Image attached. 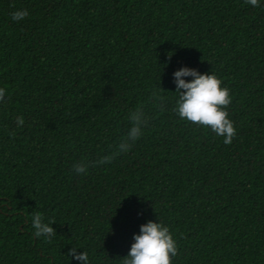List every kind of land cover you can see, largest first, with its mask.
<instances>
[{
  "label": "trees",
  "instance_id": "16d2710c",
  "mask_svg": "<svg viewBox=\"0 0 264 264\" xmlns=\"http://www.w3.org/2000/svg\"><path fill=\"white\" fill-rule=\"evenodd\" d=\"M182 67L230 90V145L172 112ZM0 88V264H81L72 247L123 264L148 221L169 227L172 264H264V0H0ZM154 88L166 110L146 106L132 149L75 174Z\"/></svg>",
  "mask_w": 264,
  "mask_h": 264
},
{
  "label": "clouds",
  "instance_id": "9594fccd",
  "mask_svg": "<svg viewBox=\"0 0 264 264\" xmlns=\"http://www.w3.org/2000/svg\"><path fill=\"white\" fill-rule=\"evenodd\" d=\"M245 4L253 7L260 6V0H244ZM29 15L26 9L16 10L11 13L13 21H22ZM176 85L175 93L178 99L172 112L181 120L191 122L203 127H210L218 137H223V143L230 145L236 136V128L229 119L227 106L232 103L230 90L221 87V79L216 74H200L196 69L182 67L173 73ZM185 77H192L186 81ZM7 90L0 88V101H4ZM166 97L160 89L154 88L145 103L130 110L127 116L129 127L127 132L114 144L109 146V151L95 160L82 159L73 164L72 170L77 175H86L89 168L111 163L122 154L128 153L133 145L144 135V131L151 125L153 117L146 111L148 104H153L160 111H164ZM17 126L24 124L22 116L16 118ZM14 136V133H10ZM54 219L47 222L40 212L32 217L34 237L43 236L51 243V238L56 235L51 226ZM128 255L123 258V264H172V257L178 254V245L174 240L169 227L160 222L148 221L140 226V233L133 236ZM68 256L80 261L81 264H89L87 252H78L72 247Z\"/></svg>",
  "mask_w": 264,
  "mask_h": 264
}]
</instances>
